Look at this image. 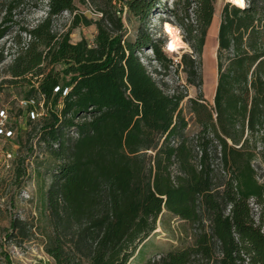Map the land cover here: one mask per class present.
<instances>
[{"label":"trees","instance_id":"1","mask_svg":"<svg viewBox=\"0 0 264 264\" xmlns=\"http://www.w3.org/2000/svg\"><path fill=\"white\" fill-rule=\"evenodd\" d=\"M118 1L47 0L45 16L29 24L25 9L43 0H0V74L22 89L31 113L41 101L45 109L35 136L53 161L46 252L54 264H130L166 211L193 226V241L146 264H264V233L250 205L264 207L256 168L257 159L264 166V0L223 5L213 104L201 93L188 99L192 135L186 95L167 93L137 54L149 47L161 66L173 62L145 26L154 0L124 1L141 21L134 38ZM77 3L99 18L78 13ZM215 8L214 0H173L169 10L193 50L177 64L190 83ZM65 11L70 26L57 32L54 17ZM80 24H95L93 45L71 42Z\"/></svg>","mask_w":264,"mask_h":264},{"label":"rangeland","instance_id":"2","mask_svg":"<svg viewBox=\"0 0 264 264\" xmlns=\"http://www.w3.org/2000/svg\"><path fill=\"white\" fill-rule=\"evenodd\" d=\"M46 1L43 0V3L38 6L33 5L25 9L24 13L29 24H35L45 16L46 7L44 5ZM124 1H118L117 6L123 8L122 17L128 35L134 38L141 21L129 11ZM229 1L214 0L216 5L214 18L220 20L221 9ZM245 4L248 6L249 0H245ZM172 5L173 0H154V8L149 13L145 26L152 38L164 41V49L167 42L179 38L180 46L177 52L166 51L173 62L167 67L161 66L154 60L152 50L149 47L142 48L137 54L167 93L178 92L186 95L181 102V108L189 123L186 133L192 135L198 130V125L189 108L188 99L197 97L201 93L207 103L213 104L217 79V45L214 50L211 84L207 85L203 64L204 49L208 37L202 48V53L198 55L194 53L193 55L197 61V75L193 77L194 83H190L185 68L177 64L184 52L192 53L193 50L183 39V29L169 13ZM76 11L92 19H97L100 16L93 6L88 3H77ZM72 15V13L65 11L54 17V30L57 32L66 31L70 26ZM212 26L214 27L212 33L213 43L217 38L215 34L217 25L213 23ZM95 35V24L88 26L80 24L72 29L70 40L71 42H77L81 38H85L90 45H93ZM5 41L6 38L1 39L0 45ZM6 78L8 76L1 72L0 264H6V254L14 264H54L53 258L45 250L46 234L51 231L48 211L45 207V193L51 183L53 161L47 154L42 152V148L37 145V137L35 136L40 126V117L45 115V109L41 101L36 105L34 114L31 113L23 101L24 92H22V89L12 87L5 82L4 79ZM200 79H202L201 85L198 84ZM256 165H259L256 167L258 179L264 182V166L260 164L259 159H257ZM18 170L22 173L20 176L16 175ZM250 205L255 222L257 224L261 223V230L264 233V207L257 205L253 200L250 201ZM14 219L21 220L20 228L13 229L11 227V221ZM194 233L195 230L189 222L164 211L157 229L150 234L143 244L142 253L135 257L130 264H146L153 255L157 257V254L165 253L170 249L186 246L192 243Z\"/></svg>","mask_w":264,"mask_h":264},{"label":"bare ground","instance_id":"3","mask_svg":"<svg viewBox=\"0 0 264 264\" xmlns=\"http://www.w3.org/2000/svg\"><path fill=\"white\" fill-rule=\"evenodd\" d=\"M215 7H216V5H215ZM215 15H216V10L214 12V17H215ZM218 15H217V17H218ZM214 17H213L211 26H212L213 23H214V25L215 24L217 25L216 26V31H215V34L217 35V27H218V23H219V18L217 19V18H214ZM213 31H214V27L212 26V28L210 30H208V33H207L208 40H207V43H206V46H205V49H204L205 50V53H204V56H203V59H204V61H203L204 63L203 64H204V69H205V72H206V82H207V85H210L211 84V74L213 73L212 72V68H213V60H214V50H215L216 45H217L216 35H215V38L216 39L212 43V33H213ZM211 86H213V85H211Z\"/></svg>","mask_w":264,"mask_h":264},{"label":"clouds","instance_id":"4","mask_svg":"<svg viewBox=\"0 0 264 264\" xmlns=\"http://www.w3.org/2000/svg\"><path fill=\"white\" fill-rule=\"evenodd\" d=\"M231 4L237 8L244 9L246 7L245 0H230ZM180 46L179 38L174 39L165 46V51L167 52H177ZM178 58V57H177Z\"/></svg>","mask_w":264,"mask_h":264},{"label":"crops","instance_id":"5","mask_svg":"<svg viewBox=\"0 0 264 264\" xmlns=\"http://www.w3.org/2000/svg\"><path fill=\"white\" fill-rule=\"evenodd\" d=\"M216 10V9H215ZM219 24V23H218ZM217 30H218V27H217ZM207 37V36H206ZM206 40H207V38H206ZM206 40H205V43H206Z\"/></svg>","mask_w":264,"mask_h":264}]
</instances>
